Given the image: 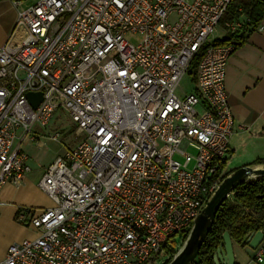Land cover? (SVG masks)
<instances>
[{"label":"built area","instance_id":"1","mask_svg":"<svg viewBox=\"0 0 264 264\" xmlns=\"http://www.w3.org/2000/svg\"><path fill=\"white\" fill-rule=\"evenodd\" d=\"M234 1L37 0L19 11L0 47V192L31 174L22 145L57 111L83 138L38 184L53 206L18 213L36 237L9 246L0 264L176 257L227 175L235 119L225 80L235 47L211 37ZM247 23L227 22L228 35ZM189 73L196 87L182 98ZM28 93L43 95L36 109ZM255 261L264 262V240Z\"/></svg>","mask_w":264,"mask_h":264},{"label":"crops","instance_id":"2","mask_svg":"<svg viewBox=\"0 0 264 264\" xmlns=\"http://www.w3.org/2000/svg\"><path fill=\"white\" fill-rule=\"evenodd\" d=\"M25 1L27 0H24L21 6L17 8L8 0H0V47L11 36L19 11L26 9L23 8ZM247 3L248 0H236L237 18L233 20L248 22L249 19L245 12ZM233 20H226V16L225 21L223 19L224 22ZM223 21L212 35L211 42L231 36L228 35L226 27H223L226 24ZM261 25L264 26V19ZM243 35L248 37L247 42L235 49L228 63L225 80L228 102L235 119V133L231 139L228 162L225 168L227 175L247 166H264V164L255 165L257 161L264 162V32L258 30L252 32V27L246 24L242 32L234 38ZM30 144L33 143L30 141ZM23 145V151L30 157L29 164L32 172L22 185L16 186L9 183L0 192V221L3 212L9 211L13 222L11 224H16L14 223L15 217L22 210L21 208H33L28 207L27 204L34 201L33 197L35 196L29 191L33 187L32 184L35 185L33 189L36 190L37 195L49 202L48 205L40 203L37 209L53 206L50 198L39 190L38 184L47 168L56 158L49 161L47 165H43L45 166L43 171H39L43 161H32V158H36L37 155L26 151V144ZM233 245L236 264H260L255 261L257 249L251 250L248 246H243L234 241ZM4 258L3 256L1 260Z\"/></svg>","mask_w":264,"mask_h":264},{"label":"trees","instance_id":"3","mask_svg":"<svg viewBox=\"0 0 264 264\" xmlns=\"http://www.w3.org/2000/svg\"><path fill=\"white\" fill-rule=\"evenodd\" d=\"M236 0L230 6L226 20L237 18ZM249 19L247 25L256 31L264 19V0H248L245 5ZM248 37L238 38L227 36L222 40L212 42V45H234L235 49L244 45ZM205 49L195 58L192 72L196 71L203 57ZM227 160L223 163L226 168ZM257 161L255 165H262ZM264 226V178L245 184L235 190L233 196L226 200L217 213L215 223L201 248L198 258L192 264H215L213 256L218 249L223 235L228 232L232 241L242 244L246 236L260 231Z\"/></svg>","mask_w":264,"mask_h":264},{"label":"rangeland","instance_id":"4","mask_svg":"<svg viewBox=\"0 0 264 264\" xmlns=\"http://www.w3.org/2000/svg\"><path fill=\"white\" fill-rule=\"evenodd\" d=\"M37 0H27L25 1V4L23 5V8H28L29 6L36 3ZM174 21V19H172ZM225 21V18H224ZM223 21V22H224ZM227 23V22H224ZM226 27V24L223 26ZM127 38L132 42L137 44L141 40V36H132L128 35ZM196 87L195 81L193 77L189 74H187L184 79L181 82L180 88L178 90V95L180 97H184L194 91ZM59 133L60 141L55 142L50 140L51 135ZM33 135L34 136H40V141H33L30 144L31 138L25 141V149L26 151H30V153L37 155V157H33L32 161H43L42 164H40L39 171H43L44 167L43 165H47L49 161H53L55 158L59 156L65 155V153L77 146L83 138V133L78 130L76 124L72 121V119L64 113L62 110L57 111L51 123L47 128H41L40 126H36L33 129ZM24 150V145H23ZM37 159V160H36ZM33 187L35 185L32 184ZM29 190L30 193L35 196L34 201L27 203L28 207L31 208H21V209H31V210H38L37 206L41 204H49L48 200H43L40 198L36 192L35 189ZM10 212H3L2 214V220L0 221V261H2V257L6 255L7 249L12 244L32 239L36 237V233L30 229V227L27 226V224L23 221L19 220L18 214L15 217L16 224H11V216ZM5 218V219H4ZM13 223V222H12Z\"/></svg>","mask_w":264,"mask_h":264},{"label":"water","instance_id":"5","mask_svg":"<svg viewBox=\"0 0 264 264\" xmlns=\"http://www.w3.org/2000/svg\"><path fill=\"white\" fill-rule=\"evenodd\" d=\"M27 98L33 108L36 109L42 101L43 95L41 93H28ZM262 178H264V166H247L226 175L219 188L211 196L195 221L193 229L183 248L168 264H192L198 258L201 248L215 223L217 213L225 201L239 187ZM263 240L264 234L260 230L248 234L242 242V245H246L255 251ZM213 259L215 264H236L234 245L228 232L223 235Z\"/></svg>","mask_w":264,"mask_h":264}]
</instances>
